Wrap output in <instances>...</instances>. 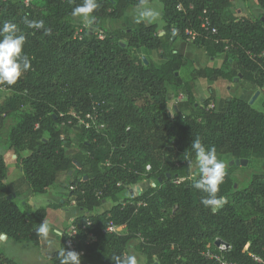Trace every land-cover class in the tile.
Here are the masks:
<instances>
[{
  "label": "trees",
  "instance_id": "obj_1",
  "mask_svg": "<svg viewBox=\"0 0 264 264\" xmlns=\"http://www.w3.org/2000/svg\"><path fill=\"white\" fill-rule=\"evenodd\" d=\"M27 1L0 0V27L17 25V34L25 36L22 54L31 60L27 76L15 85L0 84L11 91L0 105V126L6 118L14 120L0 152V236L38 248L37 229L47 218V207L32 209L21 197L27 191L44 194L64 182L65 202L74 200L83 214L73 220L78 242L69 247L62 234L59 249L48 259L51 264H59L62 247L80 253L83 264H116L115 257L128 255L135 241L145 264H220L205 256L216 238L232 247L224 255L227 263L264 264V178L252 175L238 191L228 167L217 193L227 203L213 211L201 203L207 193L192 187L200 174L191 147L199 138L206 148H216L217 158L264 160V97L257 110L237 98H218L210 85L237 78L241 87H264L262 16L237 19L231 11L237 0H156L162 7L159 30L131 18L124 29L109 31L106 23L123 19L140 0H97L91 30L77 31L71 13L83 0ZM256 2L264 9V0ZM203 16L216 34L200 27ZM26 20H43L49 34L28 28ZM186 30L197 35L191 42L196 49L221 61L219 68L189 69V62L171 49L176 40L186 41ZM97 31L103 32L102 39ZM153 52L165 62L152 61ZM196 80L208 82L206 99L196 97ZM168 87L174 98H183L172 112ZM72 110L85 121V115H95L105 131L78 124ZM75 126L84 136L86 153L70 158L64 137ZM7 150L22 173L11 184L4 183ZM144 176L156 187L120 200L125 187ZM105 200L113 205L99 212ZM243 204L255 213L243 216ZM110 226H124V231H106ZM88 235L94 239L88 241ZM0 264L18 263L0 251Z\"/></svg>",
  "mask_w": 264,
  "mask_h": 264
},
{
  "label": "rangeland",
  "instance_id": "obj_2",
  "mask_svg": "<svg viewBox=\"0 0 264 264\" xmlns=\"http://www.w3.org/2000/svg\"><path fill=\"white\" fill-rule=\"evenodd\" d=\"M137 5L138 4H136L134 7L129 9L126 12L123 19L109 20L106 23L107 29L109 31H114V30H118V29H124L126 26L130 25L129 20L131 18L137 19L138 11L140 10L137 8ZM143 8H151V9L160 13L161 12V10H160L161 9V3L156 1V0H153L151 2L145 3L143 5ZM231 9H232L231 11L233 12V14L235 15L234 17H236L237 19L250 18L252 16L264 17V9H262L258 6L256 0H237V1H234L232 3ZM72 19H73V22L76 23V25L78 26L77 31H79L81 28H84V29H90L91 28V24H89L87 21H85L82 17H73ZM143 21L146 23H149L147 20H143ZM151 23H154L157 26L158 30L161 28V25H163V21L161 20L160 16L156 21L151 22ZM133 54L137 58H140V56H141L140 52L137 50H134ZM193 67H195L193 64H189L190 69H192ZM31 74H33L34 77L37 76L35 72H31ZM27 75L28 74H25L24 76H27ZM238 81H239L238 79L235 80V82H238ZM233 83H234V80H233V82H230L228 84L225 82H221L219 85V88L217 90L218 96L224 97V95L227 94V87L231 86ZM10 94H11L10 90H7L6 88H3V87L0 88V105L5 100V98L8 97ZM168 102H169V110L172 112L171 108L175 102L172 99L169 100ZM24 112L25 113L30 112V110L24 109ZM71 113H72V115H77V113L74 110H72ZM93 122L96 124L97 120H93ZM13 125H14V120L6 118L3 120V122L0 126V152L2 151L3 145H4L5 139L3 137H4V135H6L8 133L9 129ZM64 139H65V142H64L63 147H64L65 153L68 155V157L73 158L77 154L83 155L86 153L85 150L82 148V145L84 143V136H82L81 130L78 127H73L69 131L68 136L66 138L64 137ZM4 155H5V158L7 161L14 160V156H13L11 150L5 151ZM218 159L221 160L225 164L226 169L228 167L232 168L231 173H232L234 188L238 191H241V189L249 183L252 175L256 174V175L262 176L264 178V160L263 159L250 157V158L244 159L246 161V163L244 165L238 164L236 166V168H233V164L232 165L230 164L233 161L230 158L223 156V157H220ZM104 166L106 167L107 164L102 165V167H104ZM147 167H149V168H147ZM144 171H145V173H149L150 172V165H146L144 167ZM61 180L62 181L65 180V177H62ZM58 184L59 183L53 184L50 187V190L56 191ZM156 185H157V182L155 180L148 179L144 176V177H142V179H140V181L137 184L125 187L124 191L119 194L120 200H129L135 196H138V195L144 193L150 187H156ZM64 189L62 190L60 195H62L63 199L67 200L68 199V190H66V188H64ZM21 199H24V198L21 197ZM34 203L36 204L35 205L36 208L45 207L47 205V203L45 202V200L43 199L42 196H38L34 200ZM111 205H113V202L111 200H105L103 202L102 207L100 209H98V211H100L102 209H107ZM240 211H241L242 215L245 217L255 213V210L251 206H249L248 204H243L242 207L240 208ZM47 212H48L47 217L49 219H55V218L61 217L60 215H58V213H59L58 211L54 212L51 209H48ZM163 215L165 217H167L169 215V212H163ZM60 220H61V218H60ZM61 228H63V229L65 228V222H63V224L61 225ZM25 245H26L25 243H16L15 241L8 239L5 242H2L0 244V251L4 255H6L7 257L14 259L18 264H51L46 259L41 260V258H39V256H38L36 250H34L35 252H33L32 250L30 251L29 249L27 250L25 248L27 246H25ZM29 246L30 245H28V247ZM136 247H137V242L136 241L132 242L131 246L129 247L128 252H127L128 255L129 254H139V256H143V255H141V253L138 250H136ZM212 247L208 246V250L210 251V253H212L214 251V249H213L214 247L213 248ZM31 248L33 249V247H31ZM143 257L145 258V256H143ZM145 261H146V259L144 260V264H145Z\"/></svg>",
  "mask_w": 264,
  "mask_h": 264
},
{
  "label": "clouds",
  "instance_id": "obj_3",
  "mask_svg": "<svg viewBox=\"0 0 264 264\" xmlns=\"http://www.w3.org/2000/svg\"><path fill=\"white\" fill-rule=\"evenodd\" d=\"M146 0H140L137 5L138 11L137 23L147 20L149 23L156 21L160 13L151 9L143 8ZM99 7L97 0H83V3L72 10V17H82L89 24H92L96 17L93 12ZM28 28L40 30L43 29L45 35L50 30L44 27L43 20H26ZM19 31L16 24L4 22L0 27V84L8 86L15 85L19 78L31 69V60L26 54H22L25 45V36L17 34ZM191 147L195 153L196 166L200 178L192 185L193 188L207 193V197L201 200V203L210 207L213 211L223 207L227 203L225 196H217L220 191V185L224 182L226 176L225 164L217 158L216 148L214 146L206 148L199 138L192 141ZM41 237L50 245L54 241L49 239L50 233L59 235L57 230L50 228L47 222H43L37 229ZM59 264H81L80 253L74 250L61 248L58 252ZM116 264H144L145 258L139 254L125 255L123 258L115 257Z\"/></svg>",
  "mask_w": 264,
  "mask_h": 264
},
{
  "label": "crops",
  "instance_id": "obj_4",
  "mask_svg": "<svg viewBox=\"0 0 264 264\" xmlns=\"http://www.w3.org/2000/svg\"><path fill=\"white\" fill-rule=\"evenodd\" d=\"M160 10L162 11V7ZM160 17H161V12H160ZM161 27H162V25H161ZM174 40H175V38H174ZM174 40L171 39V41H174ZM171 49H173V51L182 55L189 62V64H193L197 68H200V69H204V68H208V67L209 68H219L221 66L220 60L210 59L206 55V53L203 49H196L191 43H189L187 41H183V40L178 39L172 44ZM169 50H170L169 47L166 48V52H169ZM160 55H161L160 52L159 53L153 52L149 58L158 64L164 63L165 60L161 59ZM220 83L221 82L210 84L215 89V93H216L218 98L223 97V96L219 97L217 94V90L219 88ZM194 85H195L196 97L198 99H206L207 95H208V93H207V86H209L208 82H206L205 80H201V81L196 80ZM226 96H229L232 98H237V99L243 100L247 103H250V101L252 99H254L251 105L255 109L261 110V101L264 97V87L261 90L260 89H253L249 85H245V87H241L239 85V83L235 82V80H234V83L231 86L227 87V94L224 95V97H226ZM171 99L174 100L175 103L179 102V101H183L182 97L174 98L173 97V89L171 87H168V101ZM217 102H218V100H215V104ZM213 103L214 102H212V105H213ZM172 106L174 107V104ZM6 165H7L8 170H7V176L4 180V183L5 184H11V183L17 181L18 179H20L22 173H21L20 168L15 163V161L14 160H10V161L6 160ZM64 188H65V184L59 183L56 191L50 190V188H49L46 191V193H44V194L32 195L30 192L27 191L26 193H24L22 195V198H24L25 200L27 199L26 201L31 206L32 209H38L35 206L36 202L34 203V200L38 196H42L43 199L45 200V202L47 203V205L45 206V207H47V211H48V209H51L54 212L58 211L59 212L58 215L61 216L59 218H55L56 220L55 219H49L47 217L46 220L44 221V222H47L49 224L50 228L57 230V232L59 233V235H55L52 233H50V235H49V239L53 240L55 242L54 245L50 246L41 237V235H40V246L38 248L32 249L31 246L28 247V244L25 243L26 244L25 246H27L25 248L27 250L29 249L30 251L32 250L33 252H35L34 250H36V252H37L39 258H41V260L42 259L48 260L51 257V255L59 249L60 240H61L62 234L66 228L67 221H69L70 219H75L77 217H80L83 214V211L78 209L75 205H73L71 201L65 202V199L62 198V195H60V194ZM109 208L102 209L99 212L104 211V210H108ZM47 214H48V212H47ZM60 218H61V220H60ZM63 222H65V228L64 229L61 228V225L63 224ZM123 231H124V229H122V232ZM6 240H8V239H6L5 236H3V235L0 236V244L2 242H5ZM81 264H83V263H81Z\"/></svg>",
  "mask_w": 264,
  "mask_h": 264
},
{
  "label": "built area",
  "instance_id": "obj_5",
  "mask_svg": "<svg viewBox=\"0 0 264 264\" xmlns=\"http://www.w3.org/2000/svg\"><path fill=\"white\" fill-rule=\"evenodd\" d=\"M27 0H25V3L27 4ZM178 9H180V7L178 6ZM201 23H200V27L205 30V31H210L211 34H216V29L212 27L209 19L206 16H203L201 18ZM91 30V29H89ZM80 31V30H79ZM96 36L99 39L103 38V32L102 31H97L95 32ZM185 34L187 35V39L186 41L191 43L194 38L197 36L193 31H188L186 30ZM74 116L77 120H78V124H83L85 126V128H90L93 127L95 129V131H105V126L102 123H97L96 124L93 122V120H97V117L95 115L92 114H87L85 115V119L87 121H85L84 119H82L80 116L78 115H72ZM81 119V120H80ZM78 127V126H75ZM149 168V167H147ZM70 189H73L72 187H70ZM72 204L75 205L74 200H72ZM74 219H70L69 221H67L66 223V228L63 232V234L67 237L66 239V245L69 247H74L76 245V243L78 242V228L77 226L74 225L73 223ZM122 229H124V226H110L107 228L106 231L108 232H116V233H121ZM94 237L92 235H88L87 236V240H93ZM213 247L216 250L217 254H214V252L210 253L209 250H207L205 252V256L208 258H214L216 259L220 264H229L226 262L225 260V254L228 253L231 250V245H229L228 243L224 242L223 240L216 238L213 241Z\"/></svg>",
  "mask_w": 264,
  "mask_h": 264
},
{
  "label": "water",
  "instance_id": "obj_6",
  "mask_svg": "<svg viewBox=\"0 0 264 264\" xmlns=\"http://www.w3.org/2000/svg\"><path fill=\"white\" fill-rule=\"evenodd\" d=\"M262 21H264V17H262ZM172 40H174V37H172ZM143 60L145 61V63H146V60H145V58H143ZM234 80H236V78L234 79ZM253 100L254 99H252L251 101H250V105L252 104V102H253ZM246 163V161L244 160V159H242V160H235V161H232L230 164L232 165V164H234V165H238V164H240V165H244ZM12 196H14V194L12 195Z\"/></svg>",
  "mask_w": 264,
  "mask_h": 264
}]
</instances>
